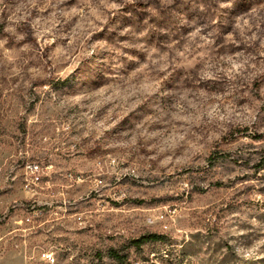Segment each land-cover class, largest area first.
Segmentation results:
<instances>
[{
	"label": "rangeland",
	"instance_id": "1",
	"mask_svg": "<svg viewBox=\"0 0 264 264\" xmlns=\"http://www.w3.org/2000/svg\"><path fill=\"white\" fill-rule=\"evenodd\" d=\"M262 157L264 0H0V264H264Z\"/></svg>",
	"mask_w": 264,
	"mask_h": 264
},
{
	"label": "trees",
	"instance_id": "2",
	"mask_svg": "<svg viewBox=\"0 0 264 264\" xmlns=\"http://www.w3.org/2000/svg\"><path fill=\"white\" fill-rule=\"evenodd\" d=\"M260 168H264V157H262L259 165ZM164 237L158 234H150L148 236L142 237L140 240L137 241L139 244L147 243V242H157L163 240ZM112 257L116 260H120V256L116 252H111Z\"/></svg>",
	"mask_w": 264,
	"mask_h": 264
},
{
	"label": "built area",
	"instance_id": "3",
	"mask_svg": "<svg viewBox=\"0 0 264 264\" xmlns=\"http://www.w3.org/2000/svg\"><path fill=\"white\" fill-rule=\"evenodd\" d=\"M27 170L29 171V173L31 174V179H32V182L33 183H37L40 181V178H41V167L36 164V163H33V164H28L27 165ZM49 255H46V258H48Z\"/></svg>",
	"mask_w": 264,
	"mask_h": 264
},
{
	"label": "bare ground",
	"instance_id": "4",
	"mask_svg": "<svg viewBox=\"0 0 264 264\" xmlns=\"http://www.w3.org/2000/svg\"><path fill=\"white\" fill-rule=\"evenodd\" d=\"M47 260H48V262H49L50 264H53V263L55 262L54 257H52L51 255H49V257L47 258Z\"/></svg>",
	"mask_w": 264,
	"mask_h": 264
}]
</instances>
